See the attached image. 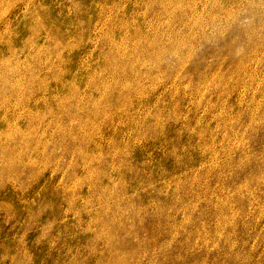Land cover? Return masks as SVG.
<instances>
[{
	"label": "rangeland",
	"instance_id": "rangeland-1",
	"mask_svg": "<svg viewBox=\"0 0 264 264\" xmlns=\"http://www.w3.org/2000/svg\"><path fill=\"white\" fill-rule=\"evenodd\" d=\"M4 134L0 264H264V0H0Z\"/></svg>",
	"mask_w": 264,
	"mask_h": 264
},
{
	"label": "bare ground",
	"instance_id": "bare-ground-1",
	"mask_svg": "<svg viewBox=\"0 0 264 264\" xmlns=\"http://www.w3.org/2000/svg\"><path fill=\"white\" fill-rule=\"evenodd\" d=\"M4 82L6 81L4 78H1ZM10 107V105H9ZM8 107V108H9ZM6 139V135H0V143H5ZM6 146L3 147V149L0 151V174H2V179L4 180V178H7L10 174H12L16 167H21L22 163L21 161H16V163H13V166L12 167H8L7 165H3V163H5V160H7V156L11 155L10 151H7L5 150ZM6 152V153H3V152ZM7 164V163H5ZM0 185H3L4 186V182L0 181ZM2 187V186H0ZM112 224V222H111ZM111 239V238H110Z\"/></svg>",
	"mask_w": 264,
	"mask_h": 264
}]
</instances>
